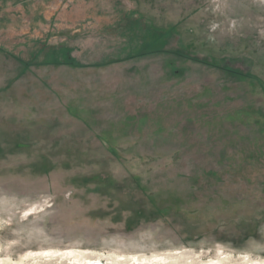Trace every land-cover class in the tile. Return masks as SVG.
I'll list each match as a JSON object with an SVG mask.
<instances>
[{"label": "rangeland", "instance_id": "1", "mask_svg": "<svg viewBox=\"0 0 264 264\" xmlns=\"http://www.w3.org/2000/svg\"><path fill=\"white\" fill-rule=\"evenodd\" d=\"M0 5V264L264 260V0Z\"/></svg>", "mask_w": 264, "mask_h": 264}, {"label": "bare ground", "instance_id": "2", "mask_svg": "<svg viewBox=\"0 0 264 264\" xmlns=\"http://www.w3.org/2000/svg\"><path fill=\"white\" fill-rule=\"evenodd\" d=\"M56 252H53L55 254ZM50 255V256H49ZM59 255V258H66L67 260L74 262H81L83 264H101V257L105 256L103 254H96L94 256L88 255L84 251L77 250H64ZM30 256L34 260H38L46 257H52L50 252H34ZM108 261L113 264H227L224 259L210 260L208 262H197L192 261L187 263V261L193 257L191 252H175V253H161L148 255H135V256H105ZM243 264H264V260H246Z\"/></svg>", "mask_w": 264, "mask_h": 264}, {"label": "crops", "instance_id": "3", "mask_svg": "<svg viewBox=\"0 0 264 264\" xmlns=\"http://www.w3.org/2000/svg\"><path fill=\"white\" fill-rule=\"evenodd\" d=\"M18 9H22V13L23 16L25 17V15L32 13L30 8H26V6H18ZM16 9L14 7H8V8H2V5H0V26L1 24H3L4 22H10V23H18L19 22V18L15 16V14H11V12L15 11ZM20 16V15H18ZM32 16L29 15L27 17L24 18V21H27L26 25L31 24L33 18H31ZM23 21V22H24ZM25 25V26H26Z\"/></svg>", "mask_w": 264, "mask_h": 264}, {"label": "trees", "instance_id": "4", "mask_svg": "<svg viewBox=\"0 0 264 264\" xmlns=\"http://www.w3.org/2000/svg\"><path fill=\"white\" fill-rule=\"evenodd\" d=\"M67 55H68L67 62H68L69 64H71V65H74L75 62H76V60L70 56V52H69V51H67Z\"/></svg>", "mask_w": 264, "mask_h": 264}]
</instances>
